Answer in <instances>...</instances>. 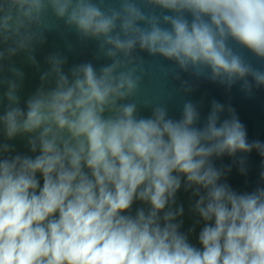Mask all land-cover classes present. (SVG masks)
<instances>
[{
	"label": "clouds",
	"instance_id": "1",
	"mask_svg": "<svg viewBox=\"0 0 264 264\" xmlns=\"http://www.w3.org/2000/svg\"><path fill=\"white\" fill-rule=\"evenodd\" d=\"M117 4L0 0V44L8 45L0 62L27 52L35 65V45L55 26L50 15L82 40L97 41L96 59L111 61L98 70L81 63L69 76L65 57H48L41 81L53 86L42 83L26 110L17 80L0 81L8 84L4 133L8 139L26 134L31 151L40 153L0 158V264H264V186L239 193L221 183L231 167L213 162L253 150L264 157V143L248 141L231 107V117L221 121L225 106L215 100L198 127L200 112L191 101L174 119L168 105L134 99L147 75L137 49L173 64L165 76L181 82L179 91H192L181 72L228 89L243 81L248 94L247 77L264 86V70L233 47L264 60V0ZM11 71L22 80L23 73ZM141 107L151 116L139 115ZM13 150L0 144V157ZM239 164L246 173L245 159ZM182 177L185 190L196 186L194 211L207 222L198 237L202 249L176 222L184 214L182 205L173 207ZM136 200L150 207L132 215Z\"/></svg>",
	"mask_w": 264,
	"mask_h": 264
},
{
	"label": "water",
	"instance_id": "2",
	"mask_svg": "<svg viewBox=\"0 0 264 264\" xmlns=\"http://www.w3.org/2000/svg\"><path fill=\"white\" fill-rule=\"evenodd\" d=\"M106 3L111 6H118L117 0H106ZM49 22L55 26L51 31L44 33L45 41L43 43L35 45L32 53L35 56V65L29 61L27 52H18L15 56L6 57L0 62V81L17 80L19 84L17 95L20 98V107L25 110L26 101L42 86V83L45 87L53 86L50 83L41 81V75L49 71L51 67L47 62L48 57L55 54L65 57L67 62L62 67L63 71L69 76L71 68L81 63L91 62L98 70L103 64L111 62L106 58L96 59L97 41L82 40L74 28L69 29L62 20H57L51 15ZM7 47L8 45L0 44V49H6ZM233 47L255 68L264 70V60L234 43ZM137 54L144 57V68L147 73L141 84L140 92L134 98L138 103L143 104L145 101H151L154 104H166L168 105L169 117L180 119L183 104L191 101L200 112V122L197 126L203 127L211 111L212 101L215 100L225 106V111L221 114V121L231 117V114L227 111L228 107H231L246 127L248 141L258 140L264 143V86H257L251 76L247 77L253 85L251 94H248L242 90L243 81L238 80L231 89H228L227 86L212 82L207 78L197 79L189 73L181 72L182 79L188 81L192 86L191 92H183L179 91L181 88L180 81L173 80L171 75L165 76L166 72L171 73L175 68L173 64L159 57L152 58L147 52H141L139 49H137ZM12 68L23 73L22 80L14 76L11 71ZM7 90L8 84L0 83V115L5 112L9 104L5 95ZM139 115L149 117L151 116V109L141 107ZM5 143L14 150L4 153L3 157L0 158H8L17 154L35 158L36 155L40 154L39 150L36 153L31 151L26 134L8 139L3 126L0 125V144ZM241 158L245 159L246 173L240 171L239 161ZM213 162L217 168L231 167V171L226 173L221 183H228L233 190L239 193L252 192L258 186H264V181L260 177L261 171L264 170V157L256 150L250 153L237 152L234 157L227 154L219 158L213 157ZM85 170L87 171V169ZM37 178L42 187V174L38 173ZM184 182L185 178L182 177V186L176 194V204L173 206L178 208L182 205L184 214L178 217L176 222L180 223L182 221L180 231L188 235L189 243L202 249L198 237L207 222L194 211L195 203L198 200V197L193 194L196 186H193L191 190H185ZM201 194H205L203 189H201ZM149 207L150 205L136 200L132 205L131 214L135 215L136 210L139 208L147 210ZM161 216H163V212ZM193 228L195 230L190 232L189 230Z\"/></svg>",
	"mask_w": 264,
	"mask_h": 264
}]
</instances>
